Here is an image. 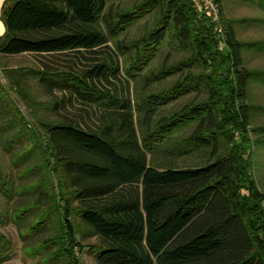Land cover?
Masks as SVG:
<instances>
[{"label":"trees","instance_id":"16d2710c","mask_svg":"<svg viewBox=\"0 0 264 264\" xmlns=\"http://www.w3.org/2000/svg\"><path fill=\"white\" fill-rule=\"evenodd\" d=\"M229 1L216 0L220 50L189 0H6L1 56L96 57L83 70L72 62L10 70L22 91L28 76L45 94L60 92L53 111L86 107L78 119L35 115L37 133L9 101L17 116L2 129L17 118L30 138L4 139L20 173L0 168V224L30 225L26 240L43 234L36 243L54 263L80 264L77 216L100 241L92 248L98 264H264V190L254 170L264 123L253 122L264 106L252 100L264 70L246 62L264 54V40L236 32L264 27V18L225 19ZM231 1L264 14V0ZM124 79L136 85L132 100L117 90ZM7 97L0 84V101ZM89 110L90 126L82 122ZM11 251L0 234V264Z\"/></svg>","mask_w":264,"mask_h":264},{"label":"rangeland","instance_id":"374dc122","mask_svg":"<svg viewBox=\"0 0 264 264\" xmlns=\"http://www.w3.org/2000/svg\"><path fill=\"white\" fill-rule=\"evenodd\" d=\"M196 10V8L194 7ZM199 18L207 20L199 11L196 10ZM224 18L225 19H239V20H255L261 19L263 17V13L253 7L251 5L240 4L236 1H229L225 4L224 9ZM221 16V25L224 30V21ZM264 23V22H263ZM211 24V23H210ZM213 26V24H211ZM141 26H138L131 34L137 35V32L140 30ZM135 32V33H134ZM237 37L242 41H257L264 40V27L252 26L251 24H243L238 25L236 27ZM213 33L216 37H219V32L216 30L215 26H213ZM111 47L112 44H109ZM219 49L221 50V42L219 43ZM95 55H90L89 53L84 52L83 54H75L69 56L59 55L57 57L44 58L37 55L25 54L14 57H5L0 55V84L6 90L8 97L6 99H2L0 102L3 105H0V168L7 171V173L19 174L15 167H13L10 154L4 151L5 138L15 133L23 132V135L30 138V132L24 131L22 123L19 119H13V124H11L6 130H3L1 127L2 122L11 121L14 116L17 114L12 111L10 107H7L10 102H13L15 106H17L20 113V117L24 118L31 126V128L37 133L40 132L39 128L36 126V122L34 118L42 117L49 120H54L58 116L68 117L71 119H78L80 116L85 115V105L79 104L77 102L74 105L68 104L65 108H59L57 111H53L51 109V101L61 97L60 92H53L51 94H45L37 84V82L32 81L31 79L23 78L22 83L26 85V90H20L13 83L15 81L14 75H11L10 70L13 69H24V70H36L39 69V66L42 62L46 64H54L55 66H67L68 64H72L75 66L77 70H83L88 67L91 63L90 60L95 58ZM164 58V57H163ZM121 60V59H120ZM163 60V59H162ZM72 62V63H71ZM246 62L248 67L264 70V54H248L246 55ZM117 86V90L119 93H122L125 97H129V99H133L134 97V89L136 85L134 82H130L128 85L127 82H115ZM252 100L257 106H264V89L262 87H255L253 90ZM23 93V96L26 97V100H23L20 93ZM29 100L31 103L37 104L38 107L30 108L28 107ZM89 116L83 117V123L93 125L95 120V112L89 110ZM7 114V115H6ZM36 115V116H35ZM35 116V117H34ZM253 122L255 124H263L264 123V113L256 114L253 116ZM6 131V132H4ZM26 132V133H24ZM17 135V134H16ZM237 137V135L235 136ZM25 139V137H22ZM21 138V139H22ZM18 147V146H17ZM14 152V149H13ZM16 152V149H15ZM29 162V161H28ZM31 163H35L34 157L30 159ZM255 176L258 182V186L260 189L264 190V149H257L255 152ZM22 172V171H21ZM24 173L26 170L23 171ZM23 172L21 174H23ZM39 172H36L35 177L38 178ZM22 185H26L29 188L35 185V183H31L27 185L25 180L23 179L19 182ZM24 201V200H22ZM74 224L78 229V241L82 246L83 251L79 252L75 251V255L80 261V264H98L96 260L95 251H93V247L100 243L99 239L92 235L91 230L86 227L78 218L74 216L73 218ZM37 220H33L32 223H36ZM4 223L0 224V234L6 237L12 244V251L10 253L9 259L2 264H66L64 259H60V261L50 262L48 256L46 255V251L43 250L41 244H37V240H41L45 236L41 234L37 240L34 238L24 239L23 236L29 233L30 225L24 227L26 223L19 222L15 224L13 220L7 219L3 220ZM24 224V225H23ZM44 233H48L45 231ZM37 244V245H36ZM41 252V253H40Z\"/></svg>","mask_w":264,"mask_h":264},{"label":"built area","instance_id":"2783aa9c","mask_svg":"<svg viewBox=\"0 0 264 264\" xmlns=\"http://www.w3.org/2000/svg\"><path fill=\"white\" fill-rule=\"evenodd\" d=\"M192 5L199 11L219 32L221 49L224 46V30L221 25V11L216 0H189Z\"/></svg>","mask_w":264,"mask_h":264},{"label":"crops","instance_id":"0c3cea01","mask_svg":"<svg viewBox=\"0 0 264 264\" xmlns=\"http://www.w3.org/2000/svg\"><path fill=\"white\" fill-rule=\"evenodd\" d=\"M6 0H0V14H1V10H2V6L4 4ZM5 32V28H4V25L3 23L0 21V36H2Z\"/></svg>","mask_w":264,"mask_h":264}]
</instances>
